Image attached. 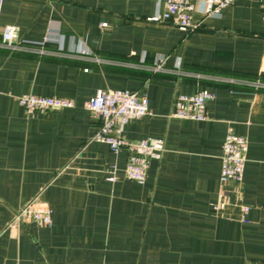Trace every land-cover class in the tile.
I'll list each match as a JSON object with an SVG mask.
<instances>
[{
	"label": "crops",
	"instance_id": "obj_1",
	"mask_svg": "<svg viewBox=\"0 0 264 264\" xmlns=\"http://www.w3.org/2000/svg\"><path fill=\"white\" fill-rule=\"evenodd\" d=\"M162 10L163 0H3L1 27L27 46L49 40L43 53L0 48V264H264V89L224 81L264 83V1L195 11L191 32L147 20ZM155 57L163 72L150 71ZM201 89L214 94L205 121L171 116L177 95ZM98 90L148 98L150 114L123 130L164 140L142 185L123 176L125 151L92 140L84 104ZM26 94L75 107L31 117L16 100ZM229 125L248 140L239 198L218 181ZM220 192L228 203L213 213ZM37 195L51 227L8 228Z\"/></svg>",
	"mask_w": 264,
	"mask_h": 264
},
{
	"label": "built area",
	"instance_id": "obj_2",
	"mask_svg": "<svg viewBox=\"0 0 264 264\" xmlns=\"http://www.w3.org/2000/svg\"><path fill=\"white\" fill-rule=\"evenodd\" d=\"M237 0H163V10L149 22L170 23L183 32H191L198 28L192 23V14L198 11L204 17H218L221 11L234 4ZM263 2L264 0H259ZM3 0H0V17ZM264 23V19H263ZM105 27L106 24H102ZM49 40L45 39L38 46H27L19 41L18 28L14 25L0 26V48L9 51L33 50L43 53V46ZM143 58L140 65H143ZM152 73H160L165 70L164 61L155 57L150 66ZM175 72H180L179 62L175 65ZM232 84H243L255 89H264V83L250 80L225 79ZM214 99V94L206 89L196 91L192 95H177L172 104L171 116L176 119L190 121H205L207 119L206 104ZM19 105L24 108L28 116L42 114L46 111L57 109H73L75 103L68 99L56 97H43L32 94L22 95L16 98ZM84 108L90 113L91 119L98 123V127L92 137L95 142L108 146L113 154L120 151L126 152V163L122 169L123 176L139 185L146 181L147 171L151 160H160L164 151L162 138L143 140H129L123 137L125 126L136 122L150 114L149 101L146 95L129 90H98L84 104ZM248 140L244 136L237 135L234 128L229 125L220 151V186L234 183L236 194L241 196V185L244 178ZM109 182L117 180V168L110 167L107 177ZM228 203V197L219 194L218 201L212 206V212L216 213L221 205ZM241 222L246 223V214L249 211L247 205H240ZM51 209L39 199L34 197L29 203L20 208L13 216L8 228L14 229L21 223H33L36 226L50 228L52 225Z\"/></svg>",
	"mask_w": 264,
	"mask_h": 264
}]
</instances>
